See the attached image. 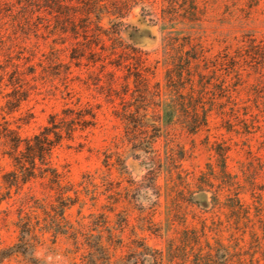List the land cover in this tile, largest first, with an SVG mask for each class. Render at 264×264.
<instances>
[{"label": "trees", "instance_id": "16d2710c", "mask_svg": "<svg viewBox=\"0 0 264 264\" xmlns=\"http://www.w3.org/2000/svg\"><path fill=\"white\" fill-rule=\"evenodd\" d=\"M261 5L262 0H0V111L6 115L21 110L39 78L61 73L62 68L65 75H71L73 65L81 67L85 60L86 66L99 65L105 73L107 96L112 101L118 98L123 105L116 116L134 129L160 132L163 125L171 126L182 118L189 133L208 132L209 144L212 112L223 110L228 103L233 121L229 118L227 123L230 128L242 129L248 148L246 161L240 164L239 172H233L229 164L232 145L212 142L216 167L210 166L200 176L196 191L191 193L212 190L216 228L208 225L207 212L193 217L199 219L200 228L190 224L192 212L185 204L191 206V202L185 197L173 198L164 213L161 202L155 203L143 218L141 231L169 238L166 249H158L140 232L127 238L129 213L125 214V224H112L110 214L119 205L116 198L109 214H98L100 225L96 229L82 221L75 225L68 218V211L82 200L67 175L55 166L54 151L65 140H74L78 132L97 124L91 105L82 109L79 98L77 109L67 106L62 115H51L47 125L29 137L21 134V126H13L3 116L0 163L7 159L12 169L2 177L0 206L12 198L14 188L20 193L36 181L50 191L40 207L46 215L42 221L37 216L38 207L31 204L35 196H26L17 223L18 241L9 249L0 246V264L13 256L40 264L34 251L50 232L56 239L64 236L72 240L75 253H81L80 262L75 258L71 264H264V156L253 146L259 134L264 137ZM221 6L225 11L220 14ZM136 8L167 34L164 53L170 101L164 98L160 83H153L157 66L122 37L128 27L126 20ZM217 22L220 27L211 38L207 28ZM68 49L70 62H65L63 54ZM151 108L158 109L154 115L149 114ZM142 110L145 113L141 114ZM179 110L183 117L178 118ZM88 116L92 120H86ZM175 156L171 148V160L176 162ZM176 223L183 227L181 231Z\"/></svg>", "mask_w": 264, "mask_h": 264}, {"label": "rangeland", "instance_id": "374dc122", "mask_svg": "<svg viewBox=\"0 0 264 264\" xmlns=\"http://www.w3.org/2000/svg\"><path fill=\"white\" fill-rule=\"evenodd\" d=\"M261 7L264 9V0ZM224 11L225 8L221 6L220 14ZM157 12L159 14L160 10ZM126 23L128 27L122 31L123 39L144 51L150 64L157 66V76L153 83H160L164 98L170 101L172 97L167 87L168 68L164 53L166 32H162L160 25L153 26L148 19H144L140 8L133 10ZM216 27H220L218 22L207 28L211 38L216 36L214 34ZM261 29L264 32V25ZM52 39L48 40L49 44ZM41 42L43 43V40ZM48 49V47L45 49L47 53ZM70 55L71 49H68L63 54V60L70 62ZM83 63L81 67L73 65L71 75H65V70L62 68L61 73L56 71L46 79L41 80L40 76L36 90L19 112L6 115L0 111L2 114L0 119L6 116L14 123L13 126H21L20 132L24 137L38 134L47 125L51 115H62L67 106L77 109L79 98L82 109L91 105L90 107L97 113L98 121L95 126L78 132L74 140H65L54 151L55 166L67 175V180L74 186V190L79 192L82 200L81 204H76L68 211L67 215L71 222L77 225L82 221L88 227L96 229L100 225L98 214H109L112 199L116 198L119 200V205L116 211L110 214L112 224L118 226L125 224V214L129 213L131 218L126 230L127 238H134L133 234L140 232L151 246L166 249L169 238L156 236L149 231H141L142 220L156 202H161V211L164 213L172 206L170 201H173V198L181 200L185 197L191 202L189 203L191 206L185 204L190 213L192 212L189 215V223L200 228L199 219L194 220L193 217L195 214L201 216L203 212H207L204 217L208 218V225L216 228L217 218L214 216L216 211L212 190L207 189L211 191L209 193L200 192L195 195L191 193L193 190L196 191L195 186L200 176L207 173L210 166L216 167L212 142L226 141L232 145L233 160L229 164L233 172H239L240 164L246 161L248 148L245 145V136L241 128L235 130L229 127L227 120L233 117L226 100L223 110L215 108L212 112L209 144L208 132L203 131L197 135L189 133L183 127L182 118L174 121L175 124L171 126L163 125L160 132L153 128L134 129L116 116V112L122 111L123 105L118 98L115 97L112 101L107 96L109 81L105 73L101 72L100 66H86L85 60ZM128 100L132 101L130 95ZM132 110L135 111V108ZM157 110L151 108L149 114L154 115ZM143 113L145 112L142 110L141 114ZM184 115L180 110L177 113L178 118ZM86 120L92 119L88 116ZM262 135L257 136L253 146L254 151H259L264 156ZM149 141L154 142L153 146L149 145ZM171 148L176 155V162L171 160ZM11 169L9 160L5 159L0 163V185L4 173ZM187 184L189 187L186 186ZM49 191L50 189L41 181L25 186L20 193L13 189L12 198L0 206L1 248H12L18 241L17 223L26 196H35L31 204L33 207H38L37 216L42 221L46 215L40 207L42 201L49 195ZM51 195L52 200L55 201V193L52 192ZM247 198L252 201L249 195ZM48 210H51L49 206ZM177 227L178 231L183 228L181 225ZM213 234L211 233L212 237ZM75 252L72 240L64 236L56 239L50 232L38 244L34 256L40 264H71L75 258L80 262L81 253ZM2 264L30 263L22 256H13Z\"/></svg>", "mask_w": 264, "mask_h": 264}]
</instances>
